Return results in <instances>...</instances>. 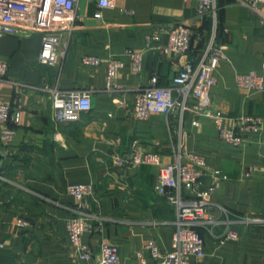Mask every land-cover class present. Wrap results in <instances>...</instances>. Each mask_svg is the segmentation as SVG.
<instances>
[{"label":"crops","instance_id":"1","mask_svg":"<svg viewBox=\"0 0 264 264\" xmlns=\"http://www.w3.org/2000/svg\"><path fill=\"white\" fill-rule=\"evenodd\" d=\"M98 1L77 0L75 29L63 36L56 66L40 61L42 34L0 38V63L8 66L0 104L22 115L9 157L1 156L0 124V264H98L104 242L118 248L121 264H160L146 246L172 250L177 210L155 190L158 168L126 169L116 157L138 149L172 163L180 144L229 176L209 199L207 217L213 222L197 229L205 257L192 258L191 264H264V127L236 148L220 139L211 120L193 112L146 120L134 114L135 100L152 78L159 88L171 87L187 65L199 64L215 33L224 57L213 75L214 111L230 120H264V92L237 85L238 76L262 74L264 6L254 11L247 0H215L216 19L202 21L198 0H116L114 9H101ZM186 22L204 35L203 42L194 41L183 56L160 54L169 33ZM156 35L161 41L153 40ZM129 51L144 52L139 74ZM84 58L102 63L88 66ZM111 60L123 65L118 89L108 87ZM57 90L89 94L92 110L78 122L56 123L51 95ZM250 169L258 172L247 176ZM211 183L204 178L205 188ZM71 185L93 189L83 212L67 193ZM75 215L94 229L102 224L103 233L83 237L91 260H82L70 245L67 223ZM19 218L29 226L20 229ZM226 232L238 240L223 241Z\"/></svg>","mask_w":264,"mask_h":264},{"label":"built area","instance_id":"2","mask_svg":"<svg viewBox=\"0 0 264 264\" xmlns=\"http://www.w3.org/2000/svg\"><path fill=\"white\" fill-rule=\"evenodd\" d=\"M116 0H99L101 9H114ZM197 18L216 19L215 0H198ZM249 6L258 11L264 6V0H247ZM77 0H0V38L5 36H22L25 38L36 34L43 35L40 61L43 65L56 66L60 60L61 40L65 34L75 29ZM101 18L99 12L96 16ZM204 35L196 33L192 25H184L169 33L168 43L158 48L163 56H183L191 51L194 41L200 43ZM161 41L159 36L153 38ZM136 74L142 72L144 52H127ZM223 48L217 44L214 33L212 39L197 66L187 65L173 79L169 88H159L158 79L153 77L150 88L141 92L134 105V114L140 120H146L151 115L170 118L181 113L193 112L197 116L211 120L220 139L233 147H242L249 136L258 134L264 127L261 117H242L237 120L228 119L214 111L211 92L214 86V73L223 59ZM88 66H99L102 62L95 58H84ZM123 65L116 60L108 62V87L118 89V74ZM8 74V66L0 63V81ZM237 85L242 90L264 92V65L262 74L251 72L237 77ZM195 102L191 107L190 102ZM56 123L78 122L81 115L92 110L91 96L80 92L54 91L51 95ZM21 111L9 104H0V124L2 132V157L12 156V146L15 140V128L21 123ZM232 122L231 127L226 123ZM116 163L126 169L143 166L156 167L159 170V180L155 190L177 210L176 231L173 237L172 250L162 253L154 244H148L146 249L152 253L160 264H191L192 258L205 257V243L197 229L207 223H212L207 217V206L211 196L215 195L229 176L220 170L207 166L205 160L197 155L184 151V147L173 150V162L164 163L162 158L151 152L134 149L125 157H116ZM258 171L250 169L247 176H254ZM211 178V186L205 188L204 178ZM67 193L76 200L80 212L87 209L85 198L93 194L89 185H71ZM187 197V198H186ZM188 197H190L188 199ZM17 226L25 229L29 223L19 218ZM70 245L82 260H91L88 248L83 244L86 234L103 233L102 224L94 229L92 222L84 216L75 215L67 223ZM238 235L226 232L222 239L238 240ZM98 264H121L119 250L116 246L102 243Z\"/></svg>","mask_w":264,"mask_h":264},{"label":"trees","instance_id":"3","mask_svg":"<svg viewBox=\"0 0 264 264\" xmlns=\"http://www.w3.org/2000/svg\"><path fill=\"white\" fill-rule=\"evenodd\" d=\"M203 42V41H202ZM202 42H200V43H202Z\"/></svg>","mask_w":264,"mask_h":264}]
</instances>
